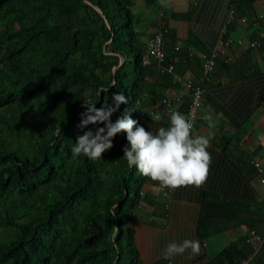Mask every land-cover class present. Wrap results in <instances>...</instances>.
I'll list each match as a JSON object with an SVG mask.
<instances>
[{
    "label": "trees",
    "instance_id": "1",
    "mask_svg": "<svg viewBox=\"0 0 264 264\" xmlns=\"http://www.w3.org/2000/svg\"><path fill=\"white\" fill-rule=\"evenodd\" d=\"M231 1L236 8L249 0ZM125 2L0 0V264L143 262L134 224L147 203L146 218L163 216L165 207L147 194L149 179L127 166L126 133L96 161L74 159L70 151L78 135L104 126L77 127L85 103L100 108L122 93L129 102L112 121L139 101L132 118L144 127L142 105L171 86L170 73L141 64L143 44ZM170 35L163 48L175 69L181 56H192L168 49ZM255 38L259 47L264 36ZM100 89L108 91L98 95ZM250 252L239 237L205 264H233ZM250 263L264 264V235Z\"/></svg>",
    "mask_w": 264,
    "mask_h": 264
},
{
    "label": "crops",
    "instance_id": "2",
    "mask_svg": "<svg viewBox=\"0 0 264 264\" xmlns=\"http://www.w3.org/2000/svg\"><path fill=\"white\" fill-rule=\"evenodd\" d=\"M125 3L142 44L153 31L163 27L172 37L167 38L166 47L180 42L177 52L188 50L192 56L211 49L231 7L229 0H126ZM160 12L162 22H157ZM234 12L236 16L228 33L233 40L232 63L225 69L214 68L194 122L193 135L208 134L205 115H211L217 124L208 148L212 162L207 180L199 188L186 186L162 191L159 182L149 179L147 194L163 203L160 207H165L166 216L163 221L158 216L146 218L151 211L149 203L138 215L141 220L136 221L134 229L144 264L158 261L165 264L160 253L169 242L198 239L200 256L189 261L185 254L172 262L205 264L213 256H209V248L221 249L244 237L249 228L264 234V208L259 202L264 182H260L250 163L251 159L257 161L264 177V38L257 48L248 45L264 28V0L240 3ZM182 13H188L187 18H179ZM174 58L173 62L177 57ZM198 66L193 57L185 61L181 56L175 71L185 77L196 76ZM168 123L169 119L146 122L144 127L155 132Z\"/></svg>",
    "mask_w": 264,
    "mask_h": 264
},
{
    "label": "clouds",
    "instance_id": "3",
    "mask_svg": "<svg viewBox=\"0 0 264 264\" xmlns=\"http://www.w3.org/2000/svg\"><path fill=\"white\" fill-rule=\"evenodd\" d=\"M230 5H231L230 8H232L234 12L233 1L230 2ZM228 11L225 15L223 24L219 29L216 40L218 38H222V39H227L229 41L228 52L231 56L230 46L233 40L229 37L228 33L230 26L234 22L233 20L236 16V13L234 12L230 22L228 24H225V19L228 15ZM161 17H162V13L160 12L158 14L157 22L158 21L162 22ZM222 28H224V32H222ZM161 29L163 31L164 28L162 27ZM167 31L168 30L165 29V32H163L162 39L164 35L167 33ZM260 31H262V29H260L257 32L258 36ZM154 32L155 31H153L147 37V39L151 37ZM255 40H257V38H255ZM252 41L254 40L251 39L248 42V45L250 47L254 46V48H257L258 45H250ZM179 44L180 42H177L173 46L172 49L175 52L178 51L180 47ZM144 45L145 43L142 46V51L140 54L141 64L142 65L153 64L158 72L170 73L171 86L168 87L167 89H164L162 95L159 98H157L151 105H142V108H151L158 105L164 92L167 91L168 89H174L179 87L182 90V102L175 111H171L170 114L164 116L161 119H159V116H156L155 119H159L156 121L151 120L149 118L143 119L146 122H152V123H159L165 119H169L168 125L166 127H159L155 132L146 130L145 127L141 126L138 120L132 118V112L136 111L139 108V101L136 102L135 109L126 108L124 112L116 118L115 122H113L111 117L113 116L114 113H116L120 109V105L128 104L129 102L128 98H126L125 95H123L122 93L113 94L112 96L113 103L109 104V102L105 100L100 108L95 107V104L85 103V106L87 107V111L81 113V121L77 125V127L80 129H85L87 128L88 125L102 124L104 126L98 127L95 132H93L92 130H88V131H84L82 135H78L73 146L70 149L71 155L74 159L83 156L88 158L89 160L96 161L98 159L103 158L102 154L113 147V139L116 137L117 134L126 133V139L128 144L123 148V158L125 159L127 166L129 168L135 167V169L140 175L150 179L153 182H159V188L162 191L165 189L170 191H175L180 187H186V186H195L199 188L203 186V184L206 182L209 174V169L212 161H211V153L208 151V148L211 145V140L214 138L213 130L217 127V124L213 120L211 115H205L203 118L207 121V127L209 129L208 134L193 135V132L195 130L194 122H195L196 113L198 112L201 106L197 109L194 115V120L184 115L185 106L189 97L188 95L189 90L184 87V84L182 82L189 80L191 81L192 84L199 83V77L201 75L202 58L209 55V52L211 51L213 46L209 51L203 52L199 56L197 55L192 56V54L188 50H186V53H189L193 58H197L199 63L198 64L199 73L196 79H194L193 76L185 77L179 74L178 72H176L174 69V64L171 61H167L166 53L164 50H163L164 53L163 59L160 62V66H157L156 59L152 57L149 58L148 62L146 63L143 62L142 56L144 52ZM119 58H122L123 61L122 56H119ZM217 59L214 62L212 70L209 72L208 80L202 82V85L205 87L203 98L206 93L207 85L210 82L211 74L215 68L216 62L222 61L221 59L219 60ZM232 60L233 57L231 56V60L227 63L232 62ZM168 66H171L170 70H167ZM113 67L116 68V65H114ZM114 70L112 69V71ZM176 77H178L182 82L178 81ZM110 84H112V86L115 87V81L111 82ZM105 91H108V89H100L97 94L100 95L102 92ZM185 98L187 99L186 101ZM202 101H201V105H202ZM250 163L253 166L255 172L260 176V179H264V177L262 176V169L261 171H257L255 165V163H257L258 166L260 167L259 163L252 159L250 160ZM260 182L262 181L260 180ZM262 193H260V195ZM260 195H259V202L261 203ZM261 206L264 208V205L262 203ZM113 215H115V212L113 213ZM165 216L166 214L164 213V215L160 216L159 218L162 219L163 221L164 220L163 218H165ZM250 229L254 230L253 228H249L246 231V233L244 234L245 241L248 236V231ZM254 231L261 238V242L259 244L260 246L264 234L261 235L257 233L256 230ZM246 242L251 246V252L243 258L248 257L253 252V245L248 241ZM257 250L255 251V253L257 252ZM201 253H202L201 243L198 239L185 238L179 243L169 242L162 249L160 255L161 258L165 259V264H174L172 261L177 256H185V254H187L186 259L191 261L196 257L200 256ZM255 253L250 257L249 264H251L250 261L252 257L255 255Z\"/></svg>",
    "mask_w": 264,
    "mask_h": 264
},
{
    "label": "built area",
    "instance_id": "4",
    "mask_svg": "<svg viewBox=\"0 0 264 264\" xmlns=\"http://www.w3.org/2000/svg\"><path fill=\"white\" fill-rule=\"evenodd\" d=\"M233 9L230 8L228 11V15L225 19V24H228L233 16ZM225 28V27H224ZM224 28H222V32H224ZM165 32V29L159 28L155 30L153 35L149 37L144 45V52L142 56L143 62H148L149 58H155L157 61V66H160V62L163 59V39L162 35ZM263 31L259 32V36H263ZM258 41L254 40L250 43V45H257ZM229 41L227 39L218 38L213 45V48L209 52V55L202 58L201 62V75L199 77L198 84H192L191 81L187 80L182 82L178 77L177 80L184 84V87L187 88L188 91V101L185 106L184 115L194 120V115L197 109L201 106V101L203 98V94L205 92V87L202 85V82L208 80L209 72L212 70L214 62L217 58L221 59L223 62L227 63L231 60V56L228 52ZM171 66L167 67V70H170ZM182 102V90L177 87L174 89H168L164 92L163 96L158 105L151 108H142L140 112V118L145 119L149 118L151 120H159L164 116L170 114L171 111H175ZM156 116H159V119H155ZM257 171H261V168L255 163ZM262 182L264 179H260ZM260 201L264 205V192L260 195ZM246 241L250 242L253 245V252L246 258H242L237 260L234 264H249L250 257L257 250L261 238L258 236L254 230L250 229L248 231V236Z\"/></svg>",
    "mask_w": 264,
    "mask_h": 264
},
{
    "label": "rangeland",
    "instance_id": "5",
    "mask_svg": "<svg viewBox=\"0 0 264 264\" xmlns=\"http://www.w3.org/2000/svg\"><path fill=\"white\" fill-rule=\"evenodd\" d=\"M219 249L220 248H218L216 246L214 248H209V250H208L209 256L214 255L217 252V250H219ZM140 264H144V263L140 262Z\"/></svg>",
    "mask_w": 264,
    "mask_h": 264
},
{
    "label": "water",
    "instance_id": "6",
    "mask_svg": "<svg viewBox=\"0 0 264 264\" xmlns=\"http://www.w3.org/2000/svg\"><path fill=\"white\" fill-rule=\"evenodd\" d=\"M94 8L100 13V10L98 9V7L94 6ZM121 62H122V58H119V61H118V64L116 65V67H118ZM112 69L114 70L115 67H113Z\"/></svg>",
    "mask_w": 264,
    "mask_h": 264
}]
</instances>
